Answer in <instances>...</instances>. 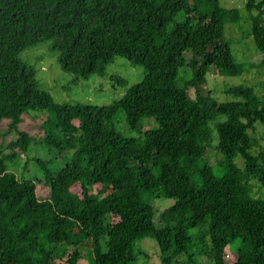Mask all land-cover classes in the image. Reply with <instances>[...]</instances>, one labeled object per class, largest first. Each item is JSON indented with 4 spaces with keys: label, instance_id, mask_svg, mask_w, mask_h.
<instances>
[{
    "label": "trees",
    "instance_id": "16d2710c",
    "mask_svg": "<svg viewBox=\"0 0 264 264\" xmlns=\"http://www.w3.org/2000/svg\"><path fill=\"white\" fill-rule=\"evenodd\" d=\"M244 7L264 55L262 2ZM240 17L219 0H0V264H79L86 245L90 264H138L134 245L144 238L156 242L159 264H198L205 253L214 264H264V148L253 137L264 125V97L244 84L225 90L228 101L205 91L211 68L223 76L244 68L225 34ZM40 43L77 77L103 74L115 56L145 74L113 104L57 103L19 57ZM38 110L51 113L44 132L20 129ZM119 111L136 135L116 130ZM33 142L55 155L27 157ZM209 146L222 157L219 175ZM69 150L66 164L53 167ZM22 154L17 175L7 164ZM161 197L170 204L158 226ZM236 240L229 263L225 250Z\"/></svg>",
    "mask_w": 264,
    "mask_h": 264
},
{
    "label": "rangeland",
    "instance_id": "374dc122",
    "mask_svg": "<svg viewBox=\"0 0 264 264\" xmlns=\"http://www.w3.org/2000/svg\"><path fill=\"white\" fill-rule=\"evenodd\" d=\"M220 4L227 8H237L240 11V20L238 23H227L225 26V34L229 39L230 51L234 60L244 65L242 72L236 76H223L216 68H211L205 85V91H210L215 98L220 101H228L233 99L231 94L226 93L231 86L244 84L254 88L258 96L264 97V55L261 54L255 46L253 36L251 34V26L248 11L244 7L245 0H219ZM256 3L262 2L264 9V0H255ZM256 12V10H253ZM19 57L36 69V78L39 83V88L48 92L52 99L57 103H88L94 105L113 104L125 93L126 89L136 83H139L144 74V67L131 63L122 56H115L113 61L107 64L103 74H93L88 78L77 77L70 72L63 70L57 60V53L52 52L48 48L47 43H40L23 50ZM187 71H185L186 73ZM111 76H117L126 80L127 86H122L110 80ZM189 95L194 97L193 89L189 90ZM35 113V115H34ZM51 116L48 110H38L30 115L26 114L24 121L20 124V129L28 131L35 135L38 132L43 133L44 129L41 124ZM2 123H5L3 121ZM116 130L124 135H136L130 130L126 123L125 114L119 111L114 120ZM142 124H150L156 127L157 122L153 118H142ZM27 126V127H25ZM148 125L145 127L147 128ZM254 134V135H253ZM253 137L257 139L261 147L264 148V125H258L253 132ZM12 137H15L12 134ZM9 135L5 138V143L8 142ZM217 141L216 132L213 133V144ZM212 144V145H213ZM207 157L214 172L219 175L222 170L218 166V160L222 158L213 146L207 149ZM254 152V150H252ZM71 150L67 151L64 159H59V162L53 164V167L59 168L66 164ZM55 155L52 151L45 147L41 142L31 145V151L27 157L37 156L48 161ZM60 155H58L59 157ZM20 158V159H19ZM25 155L22 154L18 159L9 162L7 167L14 171L17 175L23 173L22 163L25 161ZM235 162L242 164L241 158H235ZM34 162L30 163L28 169L34 171ZM36 167V166H35ZM38 171L35 172L37 174ZM38 176V175H37ZM38 197L45 198L48 196L49 187L43 183L37 184ZM170 204L168 199L161 197L154 204L155 214L154 219L156 225L161 224L160 213ZM191 235L199 237L196 229L189 231ZM202 236V235H200ZM204 250L207 252L210 249V242L206 238ZM135 251H140L138 264H159L158 248L156 242L151 238H144L136 241ZM240 247V241H234L231 246H227L225 250V260L232 262L237 256V250ZM82 259L79 264H90L88 258V246L82 248ZM201 255L197 259L198 264H214L213 260L208 256Z\"/></svg>",
    "mask_w": 264,
    "mask_h": 264
}]
</instances>
